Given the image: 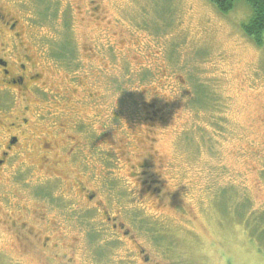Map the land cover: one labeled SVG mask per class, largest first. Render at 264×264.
<instances>
[{
	"label": "rangeland",
	"instance_id": "374dc122",
	"mask_svg": "<svg viewBox=\"0 0 264 264\" xmlns=\"http://www.w3.org/2000/svg\"><path fill=\"white\" fill-rule=\"evenodd\" d=\"M51 5L53 26L28 27L46 83L30 106L47 116L50 148L31 140L0 168V264H144L136 244L152 264H264L233 214L239 197L264 212V46L243 31L249 6L222 15L209 0ZM66 29L75 58L56 63L51 50ZM196 85L206 89L199 105ZM55 119L81 125L60 134ZM145 163L161 197L146 191ZM223 191L229 215L219 210ZM105 211L131 237L113 231ZM23 223L35 235L19 233ZM99 249L102 260L91 255Z\"/></svg>",
	"mask_w": 264,
	"mask_h": 264
},
{
	"label": "flooded vegetation",
	"instance_id": "af4514ba",
	"mask_svg": "<svg viewBox=\"0 0 264 264\" xmlns=\"http://www.w3.org/2000/svg\"><path fill=\"white\" fill-rule=\"evenodd\" d=\"M88 1L92 9L96 4V0ZM37 3V0H29L19 7V2L17 0H0V148H4V150L0 151L1 169L7 165L11 155L14 154L15 151L21 152L23 151L22 148H31L32 146L28 145L31 140L35 139L37 144L42 141L43 143H41L40 148H50V144L47 142L42 132V126L45 124L47 116L43 115L42 112L41 115L39 113H34L33 108L30 106V102H32V105L33 102H35L34 107L40 105L42 102L40 95L45 93L43 90L46 85L43 81V65L38 61V58H41V56L36 55L37 53L34 54L35 44H33L31 35L28 31L30 19L32 23L39 24L37 23L40 19L36 9ZM80 104L87 105L85 102H80ZM7 113L10 114L5 118L4 114L6 115ZM62 117L64 116L62 115ZM61 121L63 120L61 119ZM67 121L69 122H66V128L58 124V119L51 121V123L54 127L59 126L60 134L65 133L67 129H72V125L75 130L81 125L79 123L75 124L73 119H68ZM69 139L71 141L75 140L74 137ZM75 146L76 145L70 149L65 148L67 156L71 161H74V156L79 155V153L75 154L74 150H77V148H74ZM76 159L78 160V158ZM151 167L152 165L145 163L139 166L138 169H144L142 177L143 179L145 178L144 183L147 187L146 191L148 193H154V196L158 198L161 197V188L155 186L156 188L153 189L152 187L155 183L159 184L160 181L149 180L150 176H148V174ZM81 191L85 195L87 189L83 187ZM88 193L89 194L85 195V199L89 202H93L96 196L95 193L93 195L90 192ZM43 197L47 200L49 198V196ZM56 208L60 209L58 207ZM105 215L113 231L122 233L123 238L131 237L130 229H128L126 224L119 222L118 217H110L107 211H105ZM19 226L20 227L17 228L20 231L19 233L29 231V233L34 234L28 229L27 223H23ZM20 236L23 239H29L25 235L20 234ZM49 241L50 239L46 237L45 242L47 243L43 245L44 249H47ZM133 242L136 244L135 241ZM136 247H138V253L143 263L152 264V259L145 253L143 247H139L137 244ZM100 251L101 249H99L98 253ZM91 255L93 258H96L95 251H92ZM64 258L67 259V256H64ZM60 264H74V261L72 259H67L66 261L63 260L60 262Z\"/></svg>",
	"mask_w": 264,
	"mask_h": 264
},
{
	"label": "trees",
	"instance_id": "16d2710c",
	"mask_svg": "<svg viewBox=\"0 0 264 264\" xmlns=\"http://www.w3.org/2000/svg\"><path fill=\"white\" fill-rule=\"evenodd\" d=\"M36 9L40 16L37 23L42 24L43 21L53 26L57 18V9L51 5L52 0H37ZM210 3L222 15H227L232 12L236 6L244 2L250 10L251 16L246 24L242 26L245 35L250 38L258 47L264 46V0H209ZM43 18V19H41ZM67 30V29H66ZM66 36L61 37V40L52 47V59L54 62L68 63L71 59L75 58V45L72 42L70 32L66 31ZM61 45V46H60ZM51 49V48H50ZM194 103L198 105L206 100V89L203 86L196 85L195 87ZM228 191H223L221 194V202L219 210L223 214L229 215L232 211L230 199H227ZM48 197V196H47ZM50 197V194H49ZM236 221L243 225L249 233L250 239L257 241L260 250L264 253V246L259 242H264V212L256 214L253 205L248 197L240 198L235 204L234 211ZM97 238L91 237V243L97 244ZM106 251V252H105ZM107 249L101 250L96 254L97 259L102 260L106 257Z\"/></svg>",
	"mask_w": 264,
	"mask_h": 264
}]
</instances>
